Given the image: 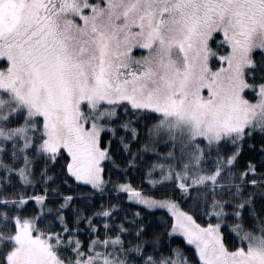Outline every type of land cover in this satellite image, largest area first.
I'll list each match as a JSON object with an SVG mask.
<instances>
[{"label": "snow or ice", "instance_id": "obj_1", "mask_svg": "<svg viewBox=\"0 0 264 264\" xmlns=\"http://www.w3.org/2000/svg\"><path fill=\"white\" fill-rule=\"evenodd\" d=\"M0 264H264V0H0Z\"/></svg>", "mask_w": 264, "mask_h": 264}]
</instances>
